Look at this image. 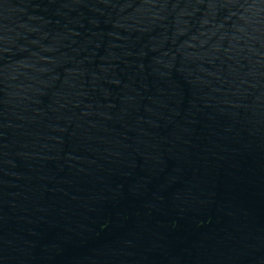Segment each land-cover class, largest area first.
Returning a JSON list of instances; mask_svg holds the SVG:
<instances>
[{
    "label": "water",
    "instance_id": "water-1",
    "mask_svg": "<svg viewBox=\"0 0 264 264\" xmlns=\"http://www.w3.org/2000/svg\"><path fill=\"white\" fill-rule=\"evenodd\" d=\"M0 264H264V0H0Z\"/></svg>",
    "mask_w": 264,
    "mask_h": 264
}]
</instances>
